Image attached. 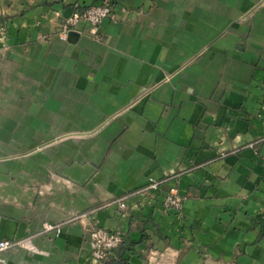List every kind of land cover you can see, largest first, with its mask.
Masks as SVG:
<instances>
[{
  "label": "crops",
  "instance_id": "obj_1",
  "mask_svg": "<svg viewBox=\"0 0 264 264\" xmlns=\"http://www.w3.org/2000/svg\"><path fill=\"white\" fill-rule=\"evenodd\" d=\"M101 1L0 0V264H264V0Z\"/></svg>",
  "mask_w": 264,
  "mask_h": 264
},
{
  "label": "built area",
  "instance_id": "obj_2",
  "mask_svg": "<svg viewBox=\"0 0 264 264\" xmlns=\"http://www.w3.org/2000/svg\"><path fill=\"white\" fill-rule=\"evenodd\" d=\"M116 0H102L99 4L92 5L86 9L75 11L69 16L60 27V33L63 39H66L71 31H75L82 21L90 22L95 27L100 25L105 19L111 18L114 15V4ZM250 146H254L253 143ZM168 178L158 180L153 177L149 178L148 182L137 189L134 194H139L147 199L154 198L158 191H161ZM128 196V195H127ZM118 200L121 208H126V197ZM183 196L177 186H171L166 190L163 204L169 211H174L177 214L182 213ZM49 230H56L59 228L55 225H48ZM91 258L96 263H103L124 240V234L113 231L104 227H97L91 230ZM20 241H11L7 239H0V262L4 261V253L12 248L21 245Z\"/></svg>",
  "mask_w": 264,
  "mask_h": 264
},
{
  "label": "water",
  "instance_id": "obj_3",
  "mask_svg": "<svg viewBox=\"0 0 264 264\" xmlns=\"http://www.w3.org/2000/svg\"><path fill=\"white\" fill-rule=\"evenodd\" d=\"M78 36H79V33L77 31H71L69 33L68 38L69 40H75Z\"/></svg>",
  "mask_w": 264,
  "mask_h": 264
},
{
  "label": "trees",
  "instance_id": "obj_4",
  "mask_svg": "<svg viewBox=\"0 0 264 264\" xmlns=\"http://www.w3.org/2000/svg\"><path fill=\"white\" fill-rule=\"evenodd\" d=\"M120 245H121V244H120ZM120 245H119V246H120ZM119 246H118V247H119ZM118 247H117V248H118ZM117 248H116V249H117ZM116 249H114V251H115ZM114 251H113V252H114ZM113 252H112V253H113ZM112 253H111V254H112Z\"/></svg>",
  "mask_w": 264,
  "mask_h": 264
}]
</instances>
